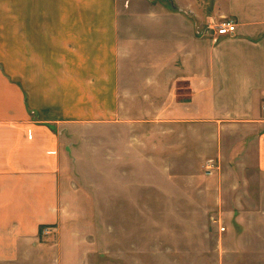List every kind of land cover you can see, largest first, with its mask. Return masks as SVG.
I'll use <instances>...</instances> for the list:
<instances>
[{"label":"crops","instance_id":"1","mask_svg":"<svg viewBox=\"0 0 264 264\" xmlns=\"http://www.w3.org/2000/svg\"><path fill=\"white\" fill-rule=\"evenodd\" d=\"M84 153L213 161L232 241L264 173V0H0V260L59 227Z\"/></svg>","mask_w":264,"mask_h":264},{"label":"rangeland","instance_id":"2","mask_svg":"<svg viewBox=\"0 0 264 264\" xmlns=\"http://www.w3.org/2000/svg\"><path fill=\"white\" fill-rule=\"evenodd\" d=\"M81 134L69 133L78 150ZM87 135L96 140L95 131ZM83 156L73 181L67 177L75 188L59 227L40 228L29 254L0 264H264V173L247 175V193L235 197L247 206L239 213L246 225L225 241L219 226H227L231 213L215 210L220 197L207 159L115 165Z\"/></svg>","mask_w":264,"mask_h":264},{"label":"built area","instance_id":"3","mask_svg":"<svg viewBox=\"0 0 264 264\" xmlns=\"http://www.w3.org/2000/svg\"><path fill=\"white\" fill-rule=\"evenodd\" d=\"M236 28H237V24L233 19H225V20L219 21L217 23H214L211 26V29L214 31V33L217 37L218 36L219 37L220 36H229V35L235 33ZM214 167H215V165L212 161L208 162V164L206 166V172L208 175L212 174V170L214 169ZM219 228H220L221 232L226 230V228L222 225H220ZM46 232H47V234H49L48 230H46Z\"/></svg>","mask_w":264,"mask_h":264},{"label":"trees","instance_id":"4","mask_svg":"<svg viewBox=\"0 0 264 264\" xmlns=\"http://www.w3.org/2000/svg\"><path fill=\"white\" fill-rule=\"evenodd\" d=\"M43 229H44V226L43 227H41V230L43 231Z\"/></svg>","mask_w":264,"mask_h":264}]
</instances>
